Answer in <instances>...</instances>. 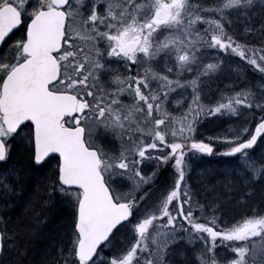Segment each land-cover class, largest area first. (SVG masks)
I'll return each mask as SVG.
<instances>
[{
    "label": "snow or ice",
    "instance_id": "6c2138e0",
    "mask_svg": "<svg viewBox=\"0 0 264 264\" xmlns=\"http://www.w3.org/2000/svg\"><path fill=\"white\" fill-rule=\"evenodd\" d=\"M261 37L264 0H0V264H264Z\"/></svg>",
    "mask_w": 264,
    "mask_h": 264
},
{
    "label": "rangeland",
    "instance_id": "374dc122",
    "mask_svg": "<svg viewBox=\"0 0 264 264\" xmlns=\"http://www.w3.org/2000/svg\"><path fill=\"white\" fill-rule=\"evenodd\" d=\"M210 2V0H209ZM257 23H259V20L257 21ZM202 25H200L201 27ZM202 28V27H201ZM19 35L21 34H18L17 37L11 39L9 41V43L12 42V40L14 39H17L19 38ZM239 38V37H238ZM261 38H264V37H261ZM250 42H253L255 43L256 40L255 39H252L250 40ZM205 57H216L218 59H221V60H224L225 63H226V66L229 65V64H235L239 61V59H236L235 57L233 56H230L231 54L227 55V54H224L223 52H221L220 50L218 49H212V50H209L207 52H205L203 54ZM205 62H207L205 60ZM248 71V74H249V78L251 79V81L254 83L255 80L259 79L260 77L255 75V73L253 72V70H247ZM193 75L195 74V71H193L192 73ZM231 78L233 80H236L237 84L239 87H245V85L248 83V80H243V82H241V78L240 77H237L235 74H231ZM184 79H190L189 76H184ZM224 83V81H221V84ZM210 88H212L214 91L215 90H218L217 87H216V84H212L209 86ZM181 95V92L180 91H177L176 95L172 97L173 100H175L178 96ZM209 95H212V92L209 93ZM214 98V97H213ZM206 102H209V101H206ZM186 103L184 104V107H186ZM169 110L174 112V113H180L181 112V108L177 105H173L169 104ZM220 123V121H213V120H208L207 122H202L200 128H199V133L201 135H204L206 133V131L210 128H212V125L213 124H218ZM224 124H228V123H231V121H228V120H224L223 121ZM28 126H25V130L27 129ZM215 129H213L214 131ZM197 138H200V136H197ZM259 143H264V142H259ZM257 152L260 151V148L258 147L256 149ZM19 152H23L24 156L26 157L27 156V149L22 147V145L20 143H14L13 144V147H12V157L13 159H16L17 156H18V153ZM217 153H219V149H217L216 151ZM190 161H191V164H192V173H193V180H195L196 178V174L198 172H200L201 170H203L206 174L208 173H213L215 174V176H221L224 174V171L227 167H229L231 164L234 163V160L229 158V157H225L223 155H216L215 158H200L199 155H195L194 157H189ZM54 161L51 160V161H48L47 163H43L39 169V175L41 177H43L48 169L50 168L51 164L53 163ZM146 168L148 171H151L152 168L155 166V161H149V162H146ZM167 170H170V166L169 168H167ZM164 177V176H163ZM160 181H163V178H162V175H160ZM158 181V182H160ZM33 183H35V181H32ZM117 186L119 187V183L117 182ZM210 194V193H209ZM256 204V200H252L250 202V204L248 205H244V204H240V205H234V206H231L229 208V215H232V216H235L236 218H239L240 216H243V215H247V214H251L250 212V208L255 206ZM60 205V202L59 200H57L56 202V205H54V208L58 207ZM21 211V208L20 207H17L15 209V212H20ZM197 215H199V213H197ZM60 217L57 216L56 219H59ZM45 231L47 232L48 229L46 228ZM123 237L124 239L128 240L130 242V239L131 237L128 235V233L125 231V230H121L120 233L117 234V237H114V241H119V239ZM44 247V244L42 243L41 244V248ZM105 251H107V253H109L110 255L112 254V250L111 249H107L105 248Z\"/></svg>",
    "mask_w": 264,
    "mask_h": 264
},
{
    "label": "flooded vegetation",
    "instance_id": "af4514ba",
    "mask_svg": "<svg viewBox=\"0 0 264 264\" xmlns=\"http://www.w3.org/2000/svg\"><path fill=\"white\" fill-rule=\"evenodd\" d=\"M21 28H22V27H21ZM13 36H14V35H13ZM13 36H12V37H13ZM9 41H10V39H9L7 42H5V43L2 45V47H3V48H7V45L9 44ZM216 154H217V153H213V154H211V155H209V154H198V155L200 156V158H202V157H203V158H207V157H210V158H211V157H215ZM161 172L163 173V170H162ZM225 251H226L225 248H219V249H218V252L221 253V254H224Z\"/></svg>",
    "mask_w": 264,
    "mask_h": 264
},
{
    "label": "trees",
    "instance_id": "16d2710c",
    "mask_svg": "<svg viewBox=\"0 0 264 264\" xmlns=\"http://www.w3.org/2000/svg\"><path fill=\"white\" fill-rule=\"evenodd\" d=\"M258 21V20H257ZM202 26V28L204 27V25L203 24H201ZM22 32L21 31H18V32H16V34L15 35H18V34H21ZM253 43V42H252ZM221 52H223V50H220ZM224 53V52H223ZM225 54V53H224ZM227 55H229V54H227ZM230 56H232V55H230ZM233 57H235V56H233ZM236 59H240L239 57H235ZM249 70H252V69H249ZM255 75H257V76H259L260 77V75L258 74V73H255ZM54 159L55 158H53V161H54ZM51 161V160H50ZM165 170V169H164ZM167 170V169H166ZM102 252H103V255L104 256H109L110 254L109 253H107V251H105V249H102Z\"/></svg>",
    "mask_w": 264,
    "mask_h": 264
},
{
    "label": "water",
    "instance_id": "95a60500",
    "mask_svg": "<svg viewBox=\"0 0 264 264\" xmlns=\"http://www.w3.org/2000/svg\"><path fill=\"white\" fill-rule=\"evenodd\" d=\"M18 27H19V26H17L13 31H15ZM13 31H12V32H13ZM12 32H11V33H12ZM11 33H10V34H11ZM26 123H29V124H30V122H26ZM50 155H52V154H50Z\"/></svg>",
    "mask_w": 264,
    "mask_h": 264
}]
</instances>
